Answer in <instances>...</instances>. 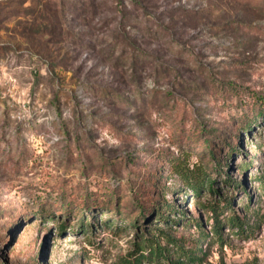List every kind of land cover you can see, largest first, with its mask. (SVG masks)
Returning a JSON list of instances; mask_svg holds the SVG:
<instances>
[{
  "label": "rangeland",
  "instance_id": "rangeland-1",
  "mask_svg": "<svg viewBox=\"0 0 264 264\" xmlns=\"http://www.w3.org/2000/svg\"><path fill=\"white\" fill-rule=\"evenodd\" d=\"M213 204L245 231L212 237ZM160 231L264 264V0H0V264H122Z\"/></svg>",
  "mask_w": 264,
  "mask_h": 264
},
{
  "label": "trees",
  "instance_id": "trees-1",
  "mask_svg": "<svg viewBox=\"0 0 264 264\" xmlns=\"http://www.w3.org/2000/svg\"><path fill=\"white\" fill-rule=\"evenodd\" d=\"M173 172L179 177L182 185L188 187L193 195L198 196L204 187V175L199 166H192L189 168L187 165L175 164ZM214 184V183H212ZM219 205L210 206L213 217L210 234L212 237L220 240L223 243L222 228L224 225L231 230L237 229V232H244L246 224L243 218L233 213L226 218L222 223L219 220L217 209ZM224 207H231L230 203L224 202ZM84 225V220L81 219V226ZM111 229H117V224L112 220L108 223ZM200 231L201 235L208 236L198 222L195 224ZM163 242H162V241ZM183 237L175 238L168 232H159L157 236L148 238L140 237L132 245L131 252L128 254L122 264H191L198 260L197 253L194 252L193 247L188 248Z\"/></svg>",
  "mask_w": 264,
  "mask_h": 264
}]
</instances>
